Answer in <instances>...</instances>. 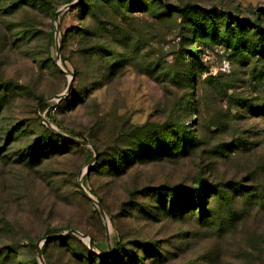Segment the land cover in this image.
I'll return each instance as SVG.
<instances>
[{"label": "rangeland", "instance_id": "1", "mask_svg": "<svg viewBox=\"0 0 264 264\" xmlns=\"http://www.w3.org/2000/svg\"><path fill=\"white\" fill-rule=\"evenodd\" d=\"M55 1L57 19L29 9L0 15V36L6 34L10 47L0 53V81L10 80L21 94L0 113V252L17 247L13 257L29 256L37 264H113L112 249L120 242L143 264H156L158 255L157 264H184L218 236L220 264H261L264 55L236 52L222 41L195 45L175 11L195 8L199 20L215 15L220 35L230 19L235 28L232 20L243 22V42L264 48V0H144L146 7L126 14L110 4L108 18L104 1L97 0L94 17L106 22L108 52L86 60L77 53L78 33L91 22L71 11L80 0ZM167 11L173 16L162 17ZM192 50L198 69L190 90L178 82ZM175 122L193 143L188 155L130 160L115 173L100 169L136 144L141 153L153 150V137ZM42 134L52 138L49 155L30 164L25 150ZM198 181L217 186L227 199L206 195L205 217L212 218L205 223L188 191ZM172 189L174 203L186 210L180 221L165 212Z\"/></svg>", "mask_w": 264, "mask_h": 264}, {"label": "trees", "instance_id": "2", "mask_svg": "<svg viewBox=\"0 0 264 264\" xmlns=\"http://www.w3.org/2000/svg\"><path fill=\"white\" fill-rule=\"evenodd\" d=\"M91 1V2H90ZM104 2V13L103 15L108 18L109 17V6L110 4L115 6L116 10H118L119 14L127 13V10H130L132 13L133 9H142L144 6L146 7L147 4H145L144 0H103ZM72 0H64L63 4L69 5L71 4ZM97 0H80V2L71 7V11L77 10L79 12V15L85 24L87 20H90V24H87L83 26L84 28L80 30L79 37H78V43H79V49H78V55L80 59L86 60L88 58H91L93 56H98L101 52L106 53L107 50V42L105 39H103V34L106 32L105 25L106 22H97L95 16V3ZM142 2V3H141ZM59 2H56L55 0H0V15L5 17H10L14 15L15 13H20L21 10L29 9L32 12H38V13H44L50 18H53L55 15V12L57 10V6L59 5ZM103 9V7L101 8ZM175 13L180 16V18L184 21L187 29V32L190 36L189 41L195 45L202 44L206 45L207 43L211 41H220L223 42L225 47L230 48L233 51L236 52H242L248 53L250 50H253L252 53L255 55H264V48L260 45L255 46H247L244 42L241 36L243 32V27L241 26V23L237 20H232L236 22V24H239L238 27H232L231 19H227V22L225 24L224 28V34H219V29L216 27L217 24V18L215 15H207V18L205 20H199L198 12L195 8H185L180 11H175ZM162 17H172L168 11L162 12ZM90 18V19H89ZM29 29V34H31V37L35 38V35L37 32L33 30L34 26L32 27V23L29 21L27 22ZM96 23V25L94 24ZM208 23V24H206ZM93 24V25H92ZM255 29L259 30V33L261 34L263 31L260 30L259 26H253ZM237 28L239 30L237 31ZM225 37V39H222ZM33 39V38H32ZM52 34L49 35L48 41L50 40L51 44ZM94 39L98 40L99 42H93ZM32 41V40H31ZM105 41V42H104ZM7 37L6 34H1L0 36V53L5 52V50L10 51V47L7 48ZM7 53V52H5ZM187 54V58L191 61L187 69L184 68L182 73V77L180 78L179 84H182L184 86V89H193V74L197 71V65H198V52L196 50H192ZM197 60V61H195ZM50 63L54 66V62L50 60ZM55 67V66H54ZM11 84L10 80L6 81H0V113L3 110V108L7 107L8 104L16 97H21V94H17V88ZM43 102L41 98H37V103L40 105ZM178 123H171V126L168 128V130H161L157 135L153 137L151 140L152 144L154 145V149L151 151H145L144 153H141L143 150V146L141 147V144H136V149L129 151V152H120L117 158L106 159L100 169H102L104 172H118L120 169L123 168L124 164L129 162L130 160L140 159V158H146V162H154L159 161L161 158L166 159H176L180 156L188 155L193 148V143L191 142L190 138H187L186 132L183 131L182 128H178ZM25 131V130H23ZM16 132L15 134H17ZM11 135H7V139L4 141L5 143L13 140L11 139ZM64 144L70 145L69 141L62 140ZM49 142H52V138L48 136L47 134H42L41 136H38L37 140H34L32 144H29L28 149L25 150V156L24 160H28V163H37L39 161L40 157H45L49 155L48 150L51 149V146H49ZM12 143V141H11ZM48 143V144H47ZM54 145L57 142H53ZM94 149L98 150V146L96 144L92 143ZM37 149L39 150L40 154L37 156ZM44 152V154H43ZM153 154H149L152 153ZM144 156V157H141ZM189 191V194L192 196V199L196 197V200L200 210V220L202 219V223H205L208 219L212 218L211 216L205 217L207 212L204 210V206H207V201L205 200V197L207 194L210 195L209 198L214 197L215 199H220L221 201H226L227 199L223 198L222 193L218 190V187L216 186H208L205 185L203 181H198L196 188H191ZM175 189L171 190V198L172 203L170 206V209L168 211H165L166 214L175 220H182L184 219V215L186 210H182L180 207L176 206L174 203L175 199ZM241 194H239L237 197H240ZM242 199L244 198V194H242ZM249 197L244 198V205L249 206L250 201L248 200ZM196 203V201H195ZM193 203L190 205L189 212H192ZM196 207V205H195ZM194 207V208H195ZM188 212V213H189ZM193 215V214H192ZM190 215V216H192ZM189 216V217H190ZM231 218L229 215L227 218ZM205 219H207L205 221ZM4 226V225H3ZM8 226V225H7ZM7 228H2L1 231L5 232ZM218 232V231H217ZM216 232V233H217ZM218 236H216V241H218ZM72 237L68 238L70 240ZM194 239V238H193ZM215 242L211 244V247L209 246V249H202V251L199 253L200 256L188 259L184 264H220L221 257L218 254V247ZM219 242V241H218ZM217 242V243H218ZM61 243V242H60ZM91 245L94 246V242H91ZM136 247L140 248V252L143 254L149 255L150 253L154 254L153 249L150 247H147L143 244H134ZM46 247L47 243L41 248V255L44 257L46 255ZM17 247H7L5 250H2L0 252V264H37L35 258L29 257V256H17L16 258L13 257L17 255L18 252ZM32 253L35 255V247L33 245L31 246ZM126 258L127 262L126 264H143L142 260L139 261L138 258L131 252V251H124L123 246L120 242H117L113 249H112V255L110 257L113 264H119V262L122 260L120 258L121 255ZM35 257V256H34ZM156 261L152 260L156 264L161 261V256H156ZM167 258V257H166ZM166 258L162 259L165 260ZM15 259L17 261L15 262ZM20 259V260H18ZM148 259V258H147ZM167 260V259H166ZM258 260L261 264H264V245L261 246V250L258 251ZM88 262H91V260H88ZM146 262H149L146 260ZM182 262V263H183ZM100 264H106L105 260H99ZM48 264V263H46Z\"/></svg>", "mask_w": 264, "mask_h": 264}, {"label": "water", "instance_id": "3", "mask_svg": "<svg viewBox=\"0 0 264 264\" xmlns=\"http://www.w3.org/2000/svg\"><path fill=\"white\" fill-rule=\"evenodd\" d=\"M72 6H73V5H72ZM70 7H71V6H70ZM58 15H59V13H56V14H55V18H56V19H57ZM68 90H69V87H68ZM68 234H77V233L74 232V231H69ZM37 254L39 255V257L41 256V249H40V248L37 249Z\"/></svg>", "mask_w": 264, "mask_h": 264}]
</instances>
